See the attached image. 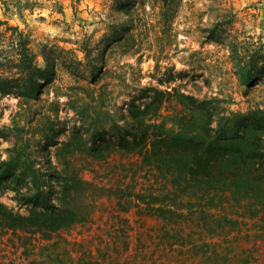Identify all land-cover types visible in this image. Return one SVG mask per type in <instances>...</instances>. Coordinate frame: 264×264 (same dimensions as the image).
Instances as JSON below:
<instances>
[{"label":"rangeland","instance_id":"374dc122","mask_svg":"<svg viewBox=\"0 0 264 264\" xmlns=\"http://www.w3.org/2000/svg\"><path fill=\"white\" fill-rule=\"evenodd\" d=\"M7 3L0 204L27 216L33 201L20 196L43 183L78 221L48 239L0 227V264H264V227L242 217L234 198L138 155L92 156L107 140L139 133L129 110L143 111L155 91L163 96L146 124L170 137L198 135L208 118L214 134L264 111V0ZM19 42L43 73L34 97L20 96L24 80L10 62Z\"/></svg>","mask_w":264,"mask_h":264},{"label":"trees","instance_id":"16d2710c","mask_svg":"<svg viewBox=\"0 0 264 264\" xmlns=\"http://www.w3.org/2000/svg\"><path fill=\"white\" fill-rule=\"evenodd\" d=\"M7 1L0 0L6 6ZM171 1L164 0L169 7H172ZM2 23L0 21V26ZM26 44L18 43V57L10 62H14L24 80V92L20 96L29 98L38 93V79L43 73L35 64V56ZM255 64V60H251L245 69L247 81ZM7 89L17 93L11 86ZM161 96L163 93L155 91L152 103L143 111L138 107L129 110L135 120L138 134L134 132L130 140L126 138L128 133L120 134L116 141L107 140L92 149V156L105 157L115 151L138 155L146 163L167 166L172 173H177L179 179L183 176L200 189H213L234 198L243 210L242 217L256 218L264 227V111L257 109L241 118L237 116L231 126L228 123L218 125L214 134L210 133L215 128L209 127L211 121L208 118L205 130L198 135L170 137L162 131L151 132L150 124H146L147 118L150 119L158 110ZM188 98L194 100L192 97ZM152 107L155 110L149 116ZM12 162L8 160L2 164L8 168L12 166ZM44 185L37 184L36 193L31 197L20 196L23 200L33 201V208L27 216L13 214L0 204V227L12 231L41 233L42 237L48 239L52 233L68 229L75 224L78 220L73 219L76 216L74 211L53 204L42 188Z\"/></svg>","mask_w":264,"mask_h":264}]
</instances>
